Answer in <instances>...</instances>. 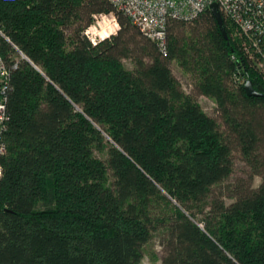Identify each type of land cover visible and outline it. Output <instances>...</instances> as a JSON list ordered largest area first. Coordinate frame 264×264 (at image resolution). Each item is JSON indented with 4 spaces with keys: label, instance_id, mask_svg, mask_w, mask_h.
Wrapping results in <instances>:
<instances>
[{
    "label": "trees",
    "instance_id": "obj_1",
    "mask_svg": "<svg viewBox=\"0 0 264 264\" xmlns=\"http://www.w3.org/2000/svg\"><path fill=\"white\" fill-rule=\"evenodd\" d=\"M110 14L119 31L91 45L84 30ZM223 23L227 39L208 9L188 24L170 21L163 56L107 0H0L10 42L0 49L18 61L0 264H139L155 234L162 264H264V75ZM172 63L192 78L193 94ZM245 72L261 97L245 94ZM197 96L214 102L220 124ZM235 152L248 178L216 197Z\"/></svg>",
    "mask_w": 264,
    "mask_h": 264
},
{
    "label": "built area",
    "instance_id": "obj_2",
    "mask_svg": "<svg viewBox=\"0 0 264 264\" xmlns=\"http://www.w3.org/2000/svg\"><path fill=\"white\" fill-rule=\"evenodd\" d=\"M7 4L26 3L29 0H3ZM115 10L126 16L131 24L146 39L152 41L159 52L167 55V25L170 21L191 23L210 5L216 4L222 18L233 27L232 35L239 41L243 61L249 63L256 73L264 75V0H107ZM117 26L116 19L112 20ZM94 29V31H93ZM94 26L84 30L83 35L95 46L115 34V29L108 32H96ZM9 40L0 30V41ZM17 56L26 59L13 45ZM231 60L236 61L234 57ZM242 63V62H241ZM240 64V63H239ZM18 61L9 64L0 49V182L4 171L2 159L7 153L5 134L8 129L9 116L7 99L10 80ZM238 81L245 84L248 73Z\"/></svg>",
    "mask_w": 264,
    "mask_h": 264
},
{
    "label": "rangeland",
    "instance_id": "obj_3",
    "mask_svg": "<svg viewBox=\"0 0 264 264\" xmlns=\"http://www.w3.org/2000/svg\"><path fill=\"white\" fill-rule=\"evenodd\" d=\"M113 18L115 19L114 15H98L94 17V22L90 26H94L96 29V32L103 31V33L108 32V28L110 29H115L116 32L114 35L117 34L119 31V25L117 23V26H115V23L112 21ZM94 31V29H93ZM233 39H236L232 34H231ZM126 68L130 69L131 65L128 61L123 62ZM171 72L175 79L180 83L183 91L187 94H193V80L190 76L186 75L183 73V71L177 66L176 63H172L170 65ZM196 101L202 108L203 112L210 116L211 118H215L217 122L220 124V121L218 120L217 115L215 114V104L212 100L205 98V97H200L197 96ZM95 156L97 158H100L102 160L106 159L105 154H99L95 153ZM234 156V168H233V173L230 176V178L224 182L220 187L216 188L214 190V196H226V190L225 188L227 186L231 185H236L239 181H246L248 178V168L246 165L243 163L241 160L240 155L235 152ZM261 179L259 177H256L253 179V187L256 188L260 185ZM227 203H230L231 201L226 200ZM201 222V217H197V223ZM200 227L201 225L198 224ZM162 258H163V251L159 243V237L157 234L153 235L152 239L143 247L142 251V259L139 264H162Z\"/></svg>",
    "mask_w": 264,
    "mask_h": 264
},
{
    "label": "water",
    "instance_id": "obj_4",
    "mask_svg": "<svg viewBox=\"0 0 264 264\" xmlns=\"http://www.w3.org/2000/svg\"><path fill=\"white\" fill-rule=\"evenodd\" d=\"M209 11L213 15V17H214V19H215V21L219 27L220 32L227 39V34L225 32V29H224L223 18L221 16V14L219 13L217 5L216 4L210 5ZM244 91L248 97H261V95L257 91L254 90L250 81H247L244 84Z\"/></svg>",
    "mask_w": 264,
    "mask_h": 264
}]
</instances>
